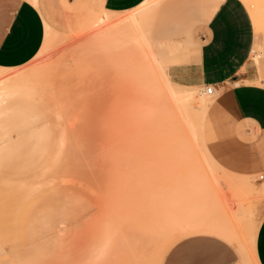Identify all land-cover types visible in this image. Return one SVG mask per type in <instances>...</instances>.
<instances>
[{
    "label": "rangeland",
    "instance_id": "obj_1",
    "mask_svg": "<svg viewBox=\"0 0 264 264\" xmlns=\"http://www.w3.org/2000/svg\"><path fill=\"white\" fill-rule=\"evenodd\" d=\"M238 1L254 34L248 63L261 75L264 25L261 32L255 27L264 24V0ZM202 2L144 0L128 11H106L78 33L71 32V17L59 15L50 20L54 29L45 25L42 46L28 63L0 67L1 78L19 75L35 88L34 95L16 91L0 99V264H175L167 259L172 250L184 240L196 250L203 237L234 254L226 264H259L264 178L247 146L256 134L241 132L245 146L230 153L229 166L212 155L207 112H201L204 101L210 106L219 95L210 84L189 86L190 102L172 104L164 118L165 73L198 59ZM160 4L162 16L151 25ZM148 6L145 21L131 20ZM187 8L190 21L172 36L179 41L158 43L169 36V20ZM133 42L138 48L129 47ZM143 52L154 56V69L145 66ZM171 125L177 146L168 142ZM195 256L192 251L190 264Z\"/></svg>",
    "mask_w": 264,
    "mask_h": 264
},
{
    "label": "crops",
    "instance_id": "obj_2",
    "mask_svg": "<svg viewBox=\"0 0 264 264\" xmlns=\"http://www.w3.org/2000/svg\"><path fill=\"white\" fill-rule=\"evenodd\" d=\"M143 1L0 0V67L15 68L28 63L42 46L45 25L54 29L50 20L58 21L59 15L71 17L74 26L71 32L78 33L92 28L106 11H128ZM190 11L192 8H187L176 20V15L170 19L169 36L158 43L179 41L172 36L185 29L192 17L187 13ZM199 11L203 24L196 35L200 41L198 59L170 66L169 76L182 85L215 86L219 95L208 107L204 122L208 150L220 163L229 166L232 162L230 153L245 146L238 140L241 132H252L256 136L247 146L252 152L255 168L264 178V68L261 67L260 75L257 68L248 63L254 43L248 18L238 0H203ZM161 16L160 4L151 25ZM77 21L80 25H76ZM207 239L203 237L196 243V250L191 248L190 241H182L176 250H172L168 261L173 258L175 264H190L192 251L197 253L196 264L235 261L232 252L220 251L217 240L212 246ZM255 255L258 263L264 264V216L257 229Z\"/></svg>",
    "mask_w": 264,
    "mask_h": 264
},
{
    "label": "bare ground",
    "instance_id": "obj_3",
    "mask_svg": "<svg viewBox=\"0 0 264 264\" xmlns=\"http://www.w3.org/2000/svg\"><path fill=\"white\" fill-rule=\"evenodd\" d=\"M149 6L148 7H145V8H143V9H140V10H137V11H134V12H132V14H131V16H132V18H131V20L133 19V21H138V22H143V21H145V19H146V16H147V11L149 10ZM107 15H109L110 17H111V15H110V12H108V14ZM107 15H105L103 18H102V20H101V22H105L104 20H105V18L107 17L108 19H109V16H107ZM107 18H106V20H107ZM109 21L107 20V22H105L106 24L108 23ZM260 24V25H259ZM258 25H256V27H255V31L256 32H261V29L263 28V22L261 23H259ZM262 24V25H261ZM260 27H262V28H260ZM104 29V28H103ZM105 30V29H104ZM107 30V29H106ZM105 30V31H106ZM264 30V29H263ZM49 31V30H48ZM49 33V32H48ZM121 33V32H120ZM125 33V32H124ZM263 33V32H262ZM113 34V33H112ZM115 35V34H114ZM120 36V35H119ZM264 36V35H263ZM112 37H116V36H112ZM49 38V37H48ZM45 39H46V36H45ZM112 39V38H111ZM46 41H47V39H46ZM99 41V40H98ZM97 41V42H98ZM117 40H115L114 42H116ZM113 42V41H112ZM131 42V41H130ZM47 43V42H46ZM72 43V42H71ZM45 44V43H44ZM101 44V43H100ZM99 44H97V46H98ZM129 45V47H132V48H134V49H136V48H138V44L137 43H129L128 44ZM55 46V45H54ZM94 46V45H93ZM101 46V45H100ZM143 46V45H142ZM99 47V46H98ZM136 47V48H135ZM40 52H42V51H40ZM120 53V52H119ZM124 53V52H123ZM122 53V54H123ZM135 53V52H134ZM121 54V53H120ZM120 54H119V57H120ZM116 55H118V53H116ZM143 55H144V59L142 60L143 62H144V64H146V63H148L149 65H145L146 67L147 66H149V68H150V64H151V68H153V66H155V61L153 60L154 59V56H152V53H150L149 52V54L147 55V53L146 52H143ZM141 56V55H140ZM80 57V56H79ZM77 58H78V56H77ZM118 58V57H117ZM137 58V57H136ZM79 59V58H78ZM78 59H75V61L76 62H78ZM150 60H152V61H150ZM74 62V61H73ZM149 62H151V63H149ZM153 62V63H152ZM76 64V63H75ZM5 69V68H4ZM7 69H9V68H7ZM154 69V68H153ZM159 70H160V68H159ZM7 71V70H6ZM12 71V70H11ZM4 72H5V70L4 71H2V70H0V78H1V74H2V76H5L4 75ZM18 72V71H17ZM160 72V71H159ZM166 72V71H165ZM6 73H8V72H6ZM15 74V73H14ZM126 74V73H125ZM12 75V74H11ZM17 75V74H16ZM13 76V75H12ZM133 76V75H132ZM6 77V76H5ZM8 77V76H7ZM9 77H10V75H9ZM126 77V76H125ZM134 77V76H133ZM163 77V76H162ZM3 78V77H2ZM0 79V99L1 98H3V97H6V96H8V94L9 93H13V92H15V93H17L18 91L19 92H23L24 94H28L29 95V93L31 94V95H34L35 93L31 90V88H33V90L35 89L34 87H33V85L31 84V83H29V81H26V80H24V81H22V82H20V77H19V75H17V76H13V77H11V78H3V79ZM129 78H132V77H129ZM161 78V77H160ZM127 79V78H126ZM125 79V80H126ZM133 79V78H132ZM158 79V78H157ZM159 80V79H158ZM163 81V80H162ZM126 83V82H125ZM142 83V82H141ZM140 83V84H141ZM153 83V82H152ZM32 86H31V85ZM112 85V84H111ZM154 85V84H153ZM164 85V87H165V94H166V97H165V99L166 98H168V99H166L165 101H164V106H165V112H164V118L166 117L165 116V114H166V109H173L174 108V106H176V107H179V106H182V105H180L181 103H183V101H185L187 98H189L190 97V95L192 94V92L189 90L190 88H189V86H187V85H182V84H180V83H176L175 81H173V80H171V78H170V76H169V74H168V72H166L165 73V84H163ZM117 86V85H116ZM142 86V85H141ZM145 87V86H144ZM114 88V87H113ZM117 88V87H116ZM139 89V88H138ZM30 90L32 91V93L30 92ZM141 90V89H140ZM151 90V89H150ZM12 91V92H11ZM17 91V92H16ZM35 91V90H34ZM29 92V93H28ZM140 93V92H139ZM148 93H150L149 92V90H148ZM152 93H153V91H152ZM155 93H156V91H155ZM20 94H22V93H20ZM23 94V95H24ZM121 94H122V92H121ZM151 94V93H150ZM154 94V93H153ZM19 95V94H18ZM124 95V94H123ZM158 95V94H157ZM13 96V95H12ZM30 96V95H29ZM151 96V95H150ZM155 96V95H154ZM153 97V96H152ZM155 98V97H154ZM138 99V98H137ZM123 100V99H122ZM140 100V99H139ZM150 100V99H149ZM188 100V99H187ZM134 101V100H133ZM148 101V100H147ZM146 101V102H147ZM155 101V100H154ZM160 101H162V100H160ZM189 101V100H188ZM186 102V101H185ZM190 102V101H189ZM125 103V102H124ZM123 103V104H124ZM144 103H145V101H144ZM187 103V102H186ZM113 104V103H112ZM127 104V103H126ZM149 104V103H148ZM151 104V103H150ZM153 104H154V102H153ZM158 104H159V102H158ZM161 104V103H160ZM174 106H173V105ZM209 102H206V101H204L203 102V108H202V114L203 115H205V112H207V109H208V107H209ZM116 105V104H115ZM142 105V104H141ZM140 105V106H141ZM145 105V104H144ZM157 105V104H156ZM184 105H185V103H184ZM151 106V105H150ZM154 106V105H153ZM189 106V105H188ZM103 107V106H102ZM145 107V106H144ZM143 107V108H144ZM183 107V106H182ZM117 108V107H116ZM125 108V107H124ZM127 108V107H126ZM139 108V107H138ZM141 108H142V106H141ZM140 108V109H141ZM151 108V107H150ZM177 109V108H176ZM187 109V108H186ZM112 110V109H111ZM136 109H134V111H135ZM143 110V109H142ZM147 110H148V108H147ZM110 111V110H109ZM139 111V110H138ZM146 111V110H145ZM154 111H156V110H154ZM179 111V110H178ZM180 111H182V110H180ZM126 112V111H125ZM151 112H153V110L151 111ZM121 114V113H120ZM143 114V113H142ZM146 114V113H145ZM151 115V114H150ZM145 116V115H144ZM147 116H148V114H147ZM110 117V116H109ZM108 117V118H109ZM111 119V118H110ZM132 121V120H131ZM122 122V121H121ZM146 123V122H145ZM105 124V123H104ZM77 127V126H76ZM116 127V126H115ZM173 125H171L170 127H169V130L167 131V134L166 135H168V142H171L172 144H174L175 146H177V142H178V137H177V134H176V132L174 131V129H173ZM71 129H73L72 127H71ZM113 130V129H112ZM64 132V133H63ZM66 132L67 131H63L62 130V136H60V138H59V143L60 144H63L64 143V139L66 138ZM114 133V132H113ZM126 134V133H125ZM113 135V134H112ZM154 135V134H153ZM158 135V134H157ZM166 137V136H165ZM165 140V139H164ZM149 142V141H148ZM153 142V141H152ZM167 142V143H168ZM120 143V142H119ZM156 143V142H155ZM162 143V142H161ZM174 146H172L171 148H173ZM149 148V147H148ZM114 149H116V147L114 148ZM120 149V148H119ZM107 151V150H106ZM109 152L110 151H112V150H108ZM118 151V150H117ZM173 151H174V148H173ZM175 151H177V150H175ZM124 152V151H123ZM178 152V151H177ZM107 153V152H106ZM113 153V152H112ZM132 153V152H131ZM173 153V152H172ZM179 153V152H178ZM118 154V153H117ZM122 154V153H121ZM124 154H125V152H124ZM127 154V153H126ZM180 154H181V152H180ZM106 155H108V154H106ZM111 155V154H110ZM170 155V154H169ZM129 156V155H128ZM127 155H126V157H128ZM110 159H111V157L110 156H108ZM120 157H121V155H120ZM108 158V159H109ZM122 158V157H121ZM106 159V158H105ZM208 161L210 162V163H212V165H216V163L214 162V160L208 155ZM104 160V159H103ZM102 160V161H103ZM106 161H107V159H106ZM108 162V161H107ZM102 163V162H101ZM157 164V163H156ZM109 165V164H108ZM119 165V164H118ZM155 164H153V166H154ZM106 166V165H105ZM110 168H111V166H110ZM115 168V167H114ZM156 168V167H155ZM156 170V169H155ZM192 170V169H191ZM195 170V169H194ZM196 171V170H195ZM107 172V171H106ZM105 171H104V173H106ZM191 172V171H190ZM192 172H194V171H192ZM199 172V171H198ZM109 173V172H108ZM177 173V172H176ZM101 174H102V171H101ZM193 174V173H192ZM200 174V173H199ZM175 176V173H173L172 174V176ZM197 175V174H196ZM202 175V174H201ZM104 176V175H103ZM110 176V175H109ZM173 176V178H172V180L173 181H177L176 179H174L175 177H177V176H175L174 177ZM193 176H195V172H194V175ZM192 177V176H191ZM261 178H263V176L261 175ZM104 179V178H103ZM108 182V181H107ZM264 182V179L262 180V182L261 183H263Z\"/></svg>",
    "mask_w": 264,
    "mask_h": 264
},
{
    "label": "built area",
    "instance_id": "obj_4",
    "mask_svg": "<svg viewBox=\"0 0 264 264\" xmlns=\"http://www.w3.org/2000/svg\"><path fill=\"white\" fill-rule=\"evenodd\" d=\"M204 92H205L206 94L211 95V94L214 93V89H213L212 87H209V86H208V87L205 88Z\"/></svg>",
    "mask_w": 264,
    "mask_h": 264
}]
</instances>
